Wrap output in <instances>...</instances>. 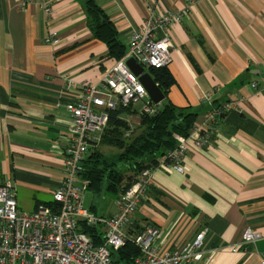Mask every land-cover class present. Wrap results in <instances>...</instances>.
Returning <instances> with one entry per match:
<instances>
[{"label": "crops", "instance_id": "crops-1", "mask_svg": "<svg viewBox=\"0 0 264 264\" xmlns=\"http://www.w3.org/2000/svg\"><path fill=\"white\" fill-rule=\"evenodd\" d=\"M26 1L0 0V179L13 181L18 208L29 213L52 202L62 181L73 122L66 102L114 59L88 27L86 0H52L57 44L45 41L40 4ZM94 1L126 45L151 12L184 11L170 31L168 67L176 83L168 98L193 108L200 121L223 103L239 105L206 147L188 139L184 172L155 167L133 220L157 226L163 249L181 247L207 228L210 246L218 247L212 263L260 264L264 238L237 251L230 246L248 226L264 233V0ZM68 79L75 85L66 90ZM95 201L93 194L88 208L95 214L116 210L99 214Z\"/></svg>", "mask_w": 264, "mask_h": 264}, {"label": "built area", "instance_id": "built-area-1", "mask_svg": "<svg viewBox=\"0 0 264 264\" xmlns=\"http://www.w3.org/2000/svg\"><path fill=\"white\" fill-rule=\"evenodd\" d=\"M28 2L39 3L44 11L45 41L59 43L61 36L52 18V0ZM184 15V11L151 12L145 22L133 29L124 56L114 59L98 80L83 83L66 102L73 122L68 130L67 144L62 150L63 178L53 192L51 205L40 204L29 213L21 211L15 200L13 181L0 179V264H122L112 260L111 250L119 249L127 242L129 231L134 228L130 227L134 215L154 184V169L146 167L133 183L122 190L116 201V210L111 215H97L84 203L88 180L80 177L82 160L89 148L100 141L109 109L123 105L138 108L146 114L157 112L161 103L154 102L140 76L131 70L126 61L134 58L145 71L169 64L173 59L171 26L182 20ZM74 85L75 81L68 79L66 90ZM238 106L236 102H228L220 108L206 111L201 121L194 122L187 136L175 135L177 147L162 157L159 165L184 172V162L190 150L188 139L193 140L197 147H206L209 140L218 134L226 115ZM98 224L103 233L100 243H96L95 234L87 232L88 227ZM136 230L131 238L140 248L141 255L135 264H201L202 261L213 264L217 246L206 248L201 245L200 239L197 242L194 239L178 248H165L162 253L155 249L160 235L157 226L142 220ZM242 235L237 244L230 246L234 251L241 245L255 243L262 238L261 232L250 226ZM261 264H264V259Z\"/></svg>", "mask_w": 264, "mask_h": 264}, {"label": "trees", "instance_id": "trees-1", "mask_svg": "<svg viewBox=\"0 0 264 264\" xmlns=\"http://www.w3.org/2000/svg\"><path fill=\"white\" fill-rule=\"evenodd\" d=\"M84 7L88 27L93 37L106 44L107 56L112 59L123 57L128 45L119 38L117 27L109 15L94 0H86ZM149 71L164 94L157 112L146 114L138 108L123 105L109 109L100 141L89 148L82 160L80 177L88 180L87 189H92L96 195L110 190L118 198L143 169H155L160 158L177 147L175 135L187 136L198 118L199 113L193 108L178 106L168 98L171 87L176 83L168 65L150 67ZM133 114L140 117L135 125L128 120ZM140 222L134 220L135 227L130 229L124 246L111 250L113 261L135 264L141 250L131 236L137 232ZM87 232L96 235V243L103 241L101 225L90 226Z\"/></svg>", "mask_w": 264, "mask_h": 264}, {"label": "rangeland", "instance_id": "rangeland-1", "mask_svg": "<svg viewBox=\"0 0 264 264\" xmlns=\"http://www.w3.org/2000/svg\"><path fill=\"white\" fill-rule=\"evenodd\" d=\"M168 65V64H167ZM165 66V65H164ZM224 104V103H223ZM222 106V105H221ZM138 116V115H131L128 117V120L131 121L132 125H135L137 123H133L135 120L134 118ZM161 159V158H160ZM58 187V186H57ZM56 187V188H57ZM55 188V189H56ZM92 189H88L84 192V202H85V206L86 207H89L90 204H91V198H92V195H96L95 193H92ZM116 195L114 193H112L110 190H106V191H101V192H98L97 195H96V201L94 202L95 203V206H96V210H98L99 214L102 213L104 210H109L111 209L113 206L116 205ZM15 200L17 202V198H16V195H15ZM114 201V202H113ZM104 205V207H102ZM93 214H95L94 212H92ZM151 223V222H150ZM249 227V226H248ZM252 227V226H250ZM247 228V227H246ZM253 229H255L254 227H252ZM256 230V229H255ZM259 231V230H258ZM262 234V238H264V233H261ZM243 237V235L241 236V238ZM262 238H259V239H262ZM194 239H196V242L200 239L201 240V245H203L204 247L208 248L210 247V232L207 228H204L202 230H200L198 233H195V236L194 238L191 240V241H188V242H192ZM161 244V243H160ZM160 244H158V247H156L155 249L156 250H159L163 253V251H165L161 246ZM231 249L233 250V247H231ZM234 251V250H233ZM236 251V250H235ZM207 256V255H206ZM215 256V254L213 255V257ZM264 259V256L261 255L260 257V264L262 263V260ZM214 264V263H213Z\"/></svg>", "mask_w": 264, "mask_h": 264}, {"label": "water", "instance_id": "water-1", "mask_svg": "<svg viewBox=\"0 0 264 264\" xmlns=\"http://www.w3.org/2000/svg\"><path fill=\"white\" fill-rule=\"evenodd\" d=\"M126 64L133 72L140 76V79L146 89L151 93L154 102L161 103L164 100V94L158 84L153 79L150 72L145 71V68L136 62L134 58H129Z\"/></svg>", "mask_w": 264, "mask_h": 264}]
</instances>
